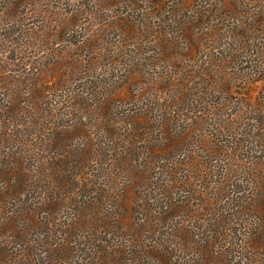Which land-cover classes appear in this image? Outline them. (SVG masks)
Segmentation results:
<instances>
[{
    "label": "rangeland",
    "instance_id": "obj_1",
    "mask_svg": "<svg viewBox=\"0 0 264 264\" xmlns=\"http://www.w3.org/2000/svg\"><path fill=\"white\" fill-rule=\"evenodd\" d=\"M255 165L264 0H0V264H264Z\"/></svg>",
    "mask_w": 264,
    "mask_h": 264
},
{
    "label": "trees",
    "instance_id": "obj_2",
    "mask_svg": "<svg viewBox=\"0 0 264 264\" xmlns=\"http://www.w3.org/2000/svg\"><path fill=\"white\" fill-rule=\"evenodd\" d=\"M257 165H255V169L258 167ZM19 166L20 167H18L17 171H16L17 176H14V175L13 176L16 178L25 177L27 175L26 173L28 172L26 170V167L24 166V168H22V163H19ZM256 170H258V175H256V177H257L256 183L258 184L259 187L263 188V189H258V191L261 190L264 192V171L261 170L260 168H257ZM36 172H37V170H36ZM56 178H57V176L54 175L52 179H56ZM54 182L57 183V179ZM55 183H53V184H55ZM5 196H7V194H5ZM257 196H259V193H257ZM50 201H51V199L48 198V202H50ZM257 202L259 205H264V199L263 198L261 200H258ZM88 207H90V206H88ZM174 210H175V208L172 206L170 208V212H168V214L174 213ZM164 215H166V218H168V215L166 213ZM175 216L177 217L178 215H175ZM92 219H93V217L91 218V220ZM94 219H96V221H101V218H99V216H95ZM163 219H165V218L161 217L157 221L159 223H163V225H165V220H163ZM177 223H178V221H177ZM175 227H177V226H175ZM182 236L183 237L181 239L182 240L181 244L183 243V245H184V251H186V253H191V251H194L195 252L194 255L196 254L197 258H199V259H200V256L198 254L201 252L200 247L205 248L206 250L209 249V251L211 250L212 247L213 248L215 247L214 242L211 240H206L204 242H199L197 244H194V243L190 244L189 241L187 242L188 237L183 235V234H182ZM208 236L210 237V235H208ZM216 240H219V238L217 237ZM255 240H257L258 243L260 242V233L255 234V237L253 239L254 243H255ZM216 242L219 243L218 241H216ZM138 243L141 244L142 250L145 252L146 256L149 257L150 260H152V262L147 261V260L141 262V260H140V261H136V263L133 262V264H167L168 258L165 257L163 250H161V247H162L161 244H160V246H156V245L153 246V245H146V244L144 245V244H142V241H138ZM197 245H198V247H197ZM163 249H164V251H167V248L163 247ZM201 253H204L203 250ZM108 256H109L108 262L107 261L103 262V260H100L98 262V264H123L122 261L126 262V259H125L126 256H125V250L124 249L113 248L112 253H110ZM216 256L218 257V259L222 260L223 263L226 262L227 256L226 255L224 256L223 253L222 254L218 253Z\"/></svg>",
    "mask_w": 264,
    "mask_h": 264
}]
</instances>
